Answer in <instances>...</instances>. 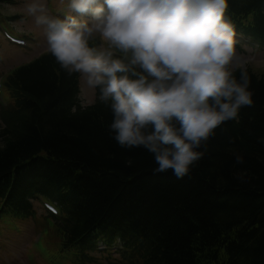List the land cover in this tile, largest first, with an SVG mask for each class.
Listing matches in <instances>:
<instances>
[{"label": "trees", "instance_id": "1", "mask_svg": "<svg viewBox=\"0 0 264 264\" xmlns=\"http://www.w3.org/2000/svg\"><path fill=\"white\" fill-rule=\"evenodd\" d=\"M228 15L264 50V0H230ZM247 72L253 104L181 178L155 171L142 146L121 147L110 109L82 107L79 74L51 52L14 69L0 104V216L18 229L33 201L54 203L38 245L51 264H99V243L119 240L129 264H264V75Z\"/></svg>", "mask_w": 264, "mask_h": 264}, {"label": "clouds", "instance_id": "2", "mask_svg": "<svg viewBox=\"0 0 264 264\" xmlns=\"http://www.w3.org/2000/svg\"><path fill=\"white\" fill-rule=\"evenodd\" d=\"M229 2L68 0L71 13L63 18L44 0L24 6L60 66L79 74L110 109L115 141L142 146L155 171L182 178L216 130L254 102ZM96 36L99 46L90 43Z\"/></svg>", "mask_w": 264, "mask_h": 264}, {"label": "rangeland", "instance_id": "3", "mask_svg": "<svg viewBox=\"0 0 264 264\" xmlns=\"http://www.w3.org/2000/svg\"><path fill=\"white\" fill-rule=\"evenodd\" d=\"M44 3L47 11L52 15L61 16L71 13L68 0H44ZM24 5L25 0H10L8 3L0 5V24L7 27L6 29L16 36L26 38L23 40L28 43L25 48L13 47L0 28V81L3 75L31 62L40 54L50 51L47 47L43 26H37L34 23V18L28 14ZM97 38L99 36H96L94 41ZM246 42L239 41L236 46L245 60L246 70L250 69L264 75V51L257 49L256 46H249ZM80 82V105L82 107L90 106L93 103H82V100L96 101V93L87 89L82 79ZM33 206L36 213L28 217L24 223L19 224L18 229H13L9 223L0 219V264H51L47 262V259L49 260L48 252H45L47 247L45 248L43 244L42 247L36 245L39 236H41L40 232L51 231V228L47 229L46 227L48 224L45 225L46 209L41 200L33 201ZM103 255L101 256L103 257L101 258L102 264H124L120 260L121 256L117 254L110 255L113 260L106 259L107 254Z\"/></svg>", "mask_w": 264, "mask_h": 264}]
</instances>
